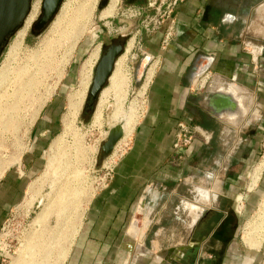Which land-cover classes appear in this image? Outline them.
Listing matches in <instances>:
<instances>
[{"label":"crops","instance_id":"obj_1","mask_svg":"<svg viewBox=\"0 0 264 264\" xmlns=\"http://www.w3.org/2000/svg\"><path fill=\"white\" fill-rule=\"evenodd\" d=\"M172 26L174 36L165 47L166 28L145 34V50L159 60L146 107L132 128L128 151L112 167L107 184L90 198L62 264H252V256L264 257V240L256 250L237 242L242 218L229 202L232 198L221 192H213L212 204L198 216L188 207L197 201L184 203L190 214L182 217L177 209L142 214L150 193L169 190L170 199L181 183L189 185L200 171V152L211 147L198 134L178 165L172 146L179 122L219 142L222 159L216 174L231 191L238 186L232 173L237 170L227 163L248 142L250 152L239 160L246 164L255 150L249 143L264 133V41L250 50L249 38L252 33L264 36V0H186L178 5ZM203 70L204 75L194 78ZM45 117L50 123L52 116ZM36 155L26 154L23 166L10 168L0 183V236L18 205L19 181L26 169H34ZM162 219L169 221L167 227L159 224ZM245 247L255 255L248 256Z\"/></svg>","mask_w":264,"mask_h":264},{"label":"rangeland","instance_id":"obj_2","mask_svg":"<svg viewBox=\"0 0 264 264\" xmlns=\"http://www.w3.org/2000/svg\"><path fill=\"white\" fill-rule=\"evenodd\" d=\"M90 1L94 0H72L70 7L75 9L78 5L87 6ZM100 1L97 0L91 14L82 17L83 20L81 19L80 24L78 23V29L60 39L56 34H50V28L60 14L62 6L68 2V0H64L55 19L39 38L28 44L26 37L30 30L28 28L20 44H16L18 33L25 27V24L8 42L0 56V74L3 69L6 70V77L0 89V165L3 170H7V174L10 168L16 165L23 166L26 154H30V152L37 154L33 161V164H36L34 169L30 173H27L26 169V173L19 181L21 188L18 194V205L4 224L0 238L1 264H62L66 249L69 248L76 227L79 229V223L90 198L107 184V173L128 151L135 130L134 126L136 122L138 123L146 107V88L150 84L147 85V81L153 73L150 80L152 82L154 74L159 68V60L152 57L143 46L144 25L149 24L150 31L154 27H157L156 31L167 29L172 25L170 20L175 18L176 13L170 14L168 10L161 9L160 14L157 15L147 11L146 14L149 15L147 18L142 13L141 7H125L122 0H119L112 17L100 19V13L105 9L100 6ZM164 10L167 11L165 15ZM153 22L157 24L151 25ZM76 34L78 38H76ZM117 35H128L127 46L130 42L132 43L126 59L122 61L119 68L122 83L114 85L108 82L102 100L99 98L96 104L92 103L88 99V94L95 64L92 76L88 77L89 87L87 92H84L83 104L77 112L70 114L68 103L70 98L75 97L79 89L82 67L86 64L90 70L91 55L100 49V58L105 45ZM165 35L164 31L162 39H165ZM173 36L174 29H172L167 43ZM249 38L253 41L250 50L261 48L257 43H262L264 36L252 33ZM49 39L51 44L48 49L45 43ZM162 45L165 47V43ZM146 55L152 57V60L145 69L140 83H136L137 66ZM21 69H26L30 74L35 72L34 74L41 84L34 94L35 97L28 96L16 107L10 96L15 90L16 73ZM41 70L43 72H40ZM14 106L16 110L12 109ZM47 115L52 116L50 123L46 122L45 116ZM127 121L129 126L134 128L132 135L124 141L125 143L121 142L116 147L114 156L111 157V154L107 159H102L101 148L106 141L109 129ZM43 128L47 130L42 131ZM41 132H44V137L39 135ZM198 134L197 132L194 138H199ZM201 141L207 147H211L200 152L197 164L199 173H196L193 178L191 176L189 185L181 183L177 192L170 199L169 190L150 193L143 205L142 214L161 213L165 215L177 209L178 214L182 217V215L190 214V211L184 208V203L195 204L194 202L197 201L196 205L203 210L212 202L201 203L199 195L204 191L210 195L213 192H221L224 196L232 198V201L229 200V202H234V208L242 218V225L236 232L237 242L242 241L247 232H251L248 229L249 226L256 227L255 233L263 232L264 168L261 178L253 190H248V183L251 173L262 162L264 133L260 134L257 140L254 139L249 143V146L252 145L251 147H255V150L254 155L249 156L246 164L245 162L244 164L239 163V160L242 154L246 152L249 154V147H246L248 142H243L241 148L227 163L228 167L229 164L232 165L230 169L237 170V172L232 171V173H236L234 175L238 179L235 180L238 186L234 191L227 188L216 174L222 159L218 154L219 142L212 141V137L208 143H205L203 137ZM230 146L228 145L227 148ZM214 160L217 162L214 163ZM223 175L224 173H222ZM205 192L204 194H208ZM41 213H44V218H41ZM143 217L138 215V220L143 222ZM159 224L167 227L169 221L166 222L162 219ZM178 229L181 233V226ZM255 233L250 235V240L255 238ZM159 240L164 246L168 244L164 238H159ZM247 247L251 250L257 249ZM244 249L248 256L256 253L246 247ZM162 255L167 258L168 253L163 252ZM251 259L252 264H264V257L257 260L252 256Z\"/></svg>","mask_w":264,"mask_h":264},{"label":"bare ground","instance_id":"obj_3","mask_svg":"<svg viewBox=\"0 0 264 264\" xmlns=\"http://www.w3.org/2000/svg\"><path fill=\"white\" fill-rule=\"evenodd\" d=\"M119 0H110L107 4V6L105 7V9L100 13V19H107L112 17L113 11L115 10L117 3ZM72 0H68L67 3H65L62 6L61 12L60 14L56 17V19L54 20V22L51 25L50 28V34L52 35H57V37L61 38H65V36L67 34H69L71 31H75L76 29L79 28V22L82 19V17L84 15H89L91 14V12L94 10L95 5L97 3V0H94L93 2H89V4L86 5H78L75 9H71L70 5H71ZM86 18V17H85ZM83 20V19H82ZM79 23V24H78ZM82 26V25H81ZM28 30V26L25 25V27L19 31L18 36H17V40H16V44H20V42L22 41L23 37L25 36L26 32ZM82 34V33H81ZM69 37V36H68ZM53 38V37H52ZM74 38V36H73ZM76 38H78L77 34H76ZM77 41V40H76ZM131 41V40H130ZM46 46L49 49L50 48V44H51V40L49 39V41H46ZM54 44V42H53ZM46 46H45V50H46ZM132 47V43L130 42L127 46V48H125L124 53L116 60V64L114 66V70L108 80V82L111 84L113 83L114 85H119L120 83H122V79L119 76V68L122 64V61L124 59H126L127 54L129 53L130 49ZM48 51V50H47ZM99 54H100V49L96 50V52L93 53V55H91V61H90V66L88 70V68L86 67V64L82 67V70L80 72V83H79V89L76 92L77 94L75 95L74 98H70L69 100V108H70V114H74V112L78 111L81 106H82V102L84 99V92H87L86 90L89 87V81H88V77L90 75V77L92 76V71L93 68L95 66V64H97L98 59H99ZM37 56V55H35ZM33 57V56H32ZM36 58V57H34ZM34 58H32L33 60H35ZM47 62V61H46ZM37 64V63H36ZM124 64V63H123ZM46 65V64H45ZM40 66V65H39ZM46 67V66H44ZM39 70V69H38ZM43 70V68H42ZM40 72H43V71ZM40 72H38L40 74ZM35 73V72H34ZM30 74L29 71H27L26 69H21L20 71H18L16 73V83H15V90L13 91V94L10 96V98L12 97V99L14 100V104L17 106V104H20L25 98H28V96L31 98L34 96L35 92L37 91V89L39 88V85L41 84V81L38 79L37 76H35L36 74ZM38 74V75H39ZM43 74V73H42ZM6 77V70H2L1 74H0V89L2 87V84L4 82V79ZM152 77V76H151ZM40 78V77H39ZM151 79V78H150ZM150 79H148L147 83L150 81ZM22 80V82H21ZM148 85V84H147ZM146 86V85H145ZM105 89V88H104ZM102 90L99 98L101 99L103 94L105 93V90ZM147 89V88H146ZM35 97V96H34ZM99 100V99H98ZM102 100V99H101ZM98 102V101H97ZM41 103V102H40ZM101 103V102H100ZM42 104V103H41ZM44 104V103H43ZM102 104V103H101ZM13 106V105H12ZM12 109H15V106L12 107ZM40 109V106H39ZM12 110V111H13ZM16 110V109H15ZM101 112V111H100ZM114 117V116H113ZM129 117V116H128ZM113 119V118H112ZM116 119V118H115ZM125 121V120H124ZM67 123V121H66ZM120 124V123H119ZM123 137L122 139L118 142V144L115 146L114 150L116 149V147H118V145H120L121 142L126 141V139L130 136L132 128L129 126V122H123ZM125 143V142H124ZM114 150L112 152V154L114 153ZM112 156V155H111ZM50 166V165H49ZM48 167V166H47ZM263 168H264V157L262 158V162L255 167V169L253 170V172L251 173L252 175L249 177V183H248V190L251 191L253 190L254 186L258 183V181L261 178L262 172H263ZM47 171V169H46ZM57 175V174H56ZM257 186V185H256ZM32 188V187H31ZM30 190V189H29ZM71 191V190H70ZM31 194L32 191L30 190ZM199 192V191H198ZM29 193V192H28ZM204 194V192H203ZM200 194V202L201 203H209L212 200V196L209 194ZM30 196V195H29ZM63 198V197H62ZM214 198V197H213ZM72 203V202H71ZM26 204V203H25ZM70 204V203H69ZM58 205V204H57ZM74 205V204H73ZM187 206V205H186ZM64 207V206H63ZM75 207V206H74ZM189 209L192 212H202L203 210L201 208H199L198 206L195 205H188ZM187 208V207H186ZM47 209V208H46ZM47 211V210H46ZM61 214V213H60ZM44 216V213H41V218ZM48 216V215H46ZM64 216V215H63ZM59 217V216H58ZM70 217V216H69ZM44 218V217H43ZM41 220V219H40ZM43 221V220H42ZM41 222V221H40ZM66 222V221H65ZM37 225V224H36ZM247 229V228H246ZM249 231L251 232H247L246 235L243 237L242 242L251 247V248H258L260 246V244L263 242L264 240V231L263 232H254V230L256 229V227H254L252 225L248 227ZM245 233V232H244ZM253 233H255L254 237L252 240H256L259 241L258 243L253 242L251 239V236ZM58 234V233H57ZM61 235V234H60ZM74 235L72 236V239L70 240V245L72 244V241L74 240ZM68 239V238H67ZM66 241V240H65ZM52 243V242H51ZM50 244V243H49ZM53 244V243H52ZM50 244V245H52ZM54 245V244H53ZM66 245V244H63ZM64 248V247H63ZM50 249V248H49ZM70 249V248H69ZM43 250V249H42ZM67 250V249H66ZM51 251V250H50ZM53 251V250H52ZM65 251V250H64ZM67 252V251H66ZM66 255V254H65ZM35 258V257H34ZM19 263V261H18ZM42 263V262H41ZM62 263V262H61ZM40 264V263H39Z\"/></svg>","mask_w":264,"mask_h":264},{"label":"water","instance_id":"obj_4","mask_svg":"<svg viewBox=\"0 0 264 264\" xmlns=\"http://www.w3.org/2000/svg\"><path fill=\"white\" fill-rule=\"evenodd\" d=\"M62 0H44L43 4V19L42 22L46 24L52 18L56 16L58 5ZM110 0H101L100 6L105 8ZM30 0H0V45L4 39L14 34L20 21L26 16ZM43 26L37 27L41 30ZM124 45H114L108 46L104 53L98 59V62L94 68L92 84L88 94V99L92 103L96 104L102 90L108 84V80L114 70L116 60L124 53ZM152 58L148 55L144 56L136 69L135 72V82L140 83L145 69L151 62ZM203 70L195 75L194 78H199L204 75ZM96 106V105H95ZM123 137V124H116L112 126L106 137V141L102 145V159H107L113 152L115 146ZM199 212V214L203 213Z\"/></svg>","mask_w":264,"mask_h":264},{"label":"flooded vegetation","instance_id":"obj_5","mask_svg":"<svg viewBox=\"0 0 264 264\" xmlns=\"http://www.w3.org/2000/svg\"><path fill=\"white\" fill-rule=\"evenodd\" d=\"M62 0L59 5H58V10L57 13L60 10L61 5L63 4ZM168 0H154L153 5H149L148 0H122V3L124 4V6H131V7H141L142 8V13L145 15V17L149 16L147 13V11L149 13H154L157 14V10L161 11V9H163L165 3ZM43 4H44V0H30L29 3V7H28V11L26 16L20 21L19 25H18V29L17 31L12 34L7 36L4 41L2 42V44L0 45V56L2 55L5 47L7 46L8 42L14 37L16 36L17 32L26 24L28 26V28H30V30L27 32V43H31L33 40L39 38L42 34V32L47 29L50 24L52 23V21L55 19L52 18L49 22H47L46 24H44V22H42L43 19ZM158 5V6H157ZM144 7V8H143ZM56 13V15H57ZM148 18V17H147ZM43 26V28L41 30H38L37 27L39 26ZM152 25V24H151ZM151 32L156 33V28L152 29V31H149L148 29L144 28V33L145 34H151ZM129 40L128 35H117L111 42H109L108 44L105 45L103 53L105 51V49L110 46L111 44L114 45H124V49L127 46V41ZM102 53V54H103ZM209 224V223H208ZM208 224L205 225V227H208ZM221 227V226H220ZM219 228H217L215 230V234L217 233ZM214 235V234H213Z\"/></svg>","mask_w":264,"mask_h":264},{"label":"built area","instance_id":"obj_6","mask_svg":"<svg viewBox=\"0 0 264 264\" xmlns=\"http://www.w3.org/2000/svg\"><path fill=\"white\" fill-rule=\"evenodd\" d=\"M183 1H186V0H168L165 3V5L163 6L164 7L163 9L168 10V13H170V14L171 13H176V9H177L178 5L180 3H182ZM148 2H149V5H151V6L154 3L153 0H148ZM165 10H164V15L167 12ZM160 12L161 11L157 10V15H159ZM160 18H161V16H160ZM167 18H168V16H167ZM170 21H171V23L173 25L174 19H171ZM156 24H155V22H153L152 25L155 26ZM158 24L160 25V23H158ZM148 25L149 24L144 25V28L148 29ZM172 25L167 27V29H166V35H165V39L163 40V44L167 43V41H168V39H169V37L171 35L172 29H173ZM155 28H157V27H154L153 29H155ZM150 82L151 81H149L148 83H150ZM197 132L204 138L205 143H208L209 140L211 139V135H208V134H205V133L201 132L198 128H196V127H194V126H192V125H190V124H188L186 122H179L176 125L175 140H174V143H173V146H172V151H173V156L175 158V161H176V163L178 165H180L181 162L183 161V159L186 157V151L192 145V143H193V141L195 139L194 135ZM112 156H114V155L112 154ZM263 157H264V155H263ZM1 169H2V167L0 165V183L2 182V180L4 178V175L7 172V170H3V169L1 170ZM110 175H111V169L106 175V176H108V180L110 178ZM3 229H4V227H3ZM0 238H1V236H0ZM0 252H1V250H0ZM0 257H2V254H0Z\"/></svg>","mask_w":264,"mask_h":264}]
</instances>
